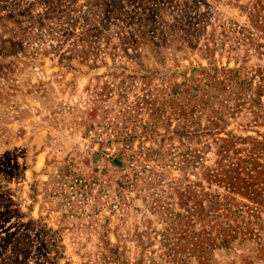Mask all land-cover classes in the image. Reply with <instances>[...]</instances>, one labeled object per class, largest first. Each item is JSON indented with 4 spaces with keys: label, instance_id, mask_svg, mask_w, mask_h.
Segmentation results:
<instances>
[{
    "label": "rangeland",
    "instance_id": "rangeland-1",
    "mask_svg": "<svg viewBox=\"0 0 264 264\" xmlns=\"http://www.w3.org/2000/svg\"><path fill=\"white\" fill-rule=\"evenodd\" d=\"M0 264H264V0H0Z\"/></svg>",
    "mask_w": 264,
    "mask_h": 264
}]
</instances>
